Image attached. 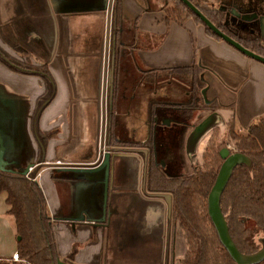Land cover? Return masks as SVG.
<instances>
[{
	"label": "crops",
	"instance_id": "obj_1",
	"mask_svg": "<svg viewBox=\"0 0 264 264\" xmlns=\"http://www.w3.org/2000/svg\"><path fill=\"white\" fill-rule=\"evenodd\" d=\"M115 1L0 0V49L26 68L44 67L48 73L41 68L40 73L15 71L0 59L1 158L19 168L46 163L35 180L51 217L58 259L76 264H181L185 247H180L185 244L177 239L178 223L169 220L159 197L147 195L158 192L141 191L139 155L116 149L120 154L114 156L126 157L110 159L109 176L105 166L85 168L98 155L102 40ZM218 1L237 13L249 12L264 44V0ZM163 4L118 0L122 42L117 79L126 85L127 73L133 71L142 78L143 89L141 103L126 106L118 91L116 135L126 132L136 135L135 141L145 139L152 86L163 82L152 75L192 63L201 69L203 102L216 107L190 122L185 133L180 130L189 153H195L211 130L225 134L228 120L234 132L245 134L264 113V63L210 37L191 18L181 25L166 22ZM8 220L5 232L12 233L14 247L0 258H11L16 249L13 222Z\"/></svg>",
	"mask_w": 264,
	"mask_h": 264
},
{
	"label": "trees",
	"instance_id": "obj_2",
	"mask_svg": "<svg viewBox=\"0 0 264 264\" xmlns=\"http://www.w3.org/2000/svg\"><path fill=\"white\" fill-rule=\"evenodd\" d=\"M171 4L163 8L166 22L173 21L178 25L191 18L201 24L204 32L216 40H222L213 34L182 3L181 0H170ZM215 27L238 42L244 48L264 57V44L252 24L254 19H242L231 13L232 8L219 3L218 0H188ZM118 0L115 1L113 15L118 27ZM248 15L249 12H239ZM14 50H23L5 39ZM120 56L119 42L114 41V73ZM0 59L15 71L35 72L31 65L26 68L22 63L9 57L0 49ZM41 68V67H40ZM38 68V70L40 69ZM44 75L48 76L44 67ZM200 67L192 63L186 67H177L165 72L168 74L187 75L190 78L191 92L187 102L178 105L179 110L189 112L198 107L197 98L203 83L200 79ZM35 73H40V70ZM201 98V97H200ZM151 105L149 112L152 113ZM203 108H215L205 104ZM188 116L190 114H187ZM229 136L235 140V152L248 158V164L236 163L218 197V207L224 218L228 236L238 252L252 254L259 249L252 238V231L247 226L251 222L254 228L264 233V113L258 116L246 129L245 134L233 132L232 121L228 120ZM114 142V141H112ZM148 143V142H147ZM205 146L202 152L203 169H198L189 176H167L154 164L152 155L147 162L145 187L149 192H162L171 195V218L177 220L187 244V250L181 264H237L223 247L217 236L214 225L207 213V196L211 189L222 158L217 154L211 157ZM209 157L206 160L205 157ZM0 193H4L7 206L5 213L12 219L15 234V252L18 261L11 258H0V264H76L70 259H58L51 217L46 208L41 189L34 179L27 178L18 171L0 169ZM19 237L16 239V237ZM252 264H264V257Z\"/></svg>",
	"mask_w": 264,
	"mask_h": 264
},
{
	"label": "rangeland",
	"instance_id": "obj_3",
	"mask_svg": "<svg viewBox=\"0 0 264 264\" xmlns=\"http://www.w3.org/2000/svg\"><path fill=\"white\" fill-rule=\"evenodd\" d=\"M162 1L164 2L162 9L165 6H169L171 4L170 0H162ZM152 77H160L163 79V82L160 85L158 83V84H155V86H152L154 90L153 92H155V94L154 95L151 94L150 99L154 98L160 101L179 102V103L188 101L189 94L191 92V86H190V78L187 75L180 76L178 74H172L171 76L167 72H164L162 73V76H160V74H157V75H152ZM126 80H128V83L125 86L119 87L120 90H124V93H123L124 97L121 99V101H123L125 106L127 102L134 103V101H136V102L141 103L142 100L138 99V97L140 96L139 94L143 89V87L141 86L142 78L139 77L135 72L130 71L129 73H127ZM132 96L133 98H131ZM199 96L201 97L200 93H199ZM200 97L197 98L198 107L196 109L191 110L189 112V110H187V107H186L185 111L182 110L184 116H179L178 114L174 113V111L171 112L170 110H164V112L165 114L172 116V119H173L172 122H175V121L184 122L185 115L189 123L197 122L199 118L202 117L204 114H206V112L208 111L206 108L202 107L203 100ZM160 109H162L161 106H159L156 111L159 112L161 111ZM180 111L181 110H179V112ZM187 114H190V115L187 116ZM163 119L164 118H162V120ZM166 119H168V117H166ZM148 122L149 121H148V116H147V123ZM177 127L178 125L173 127L172 133H170L169 128H167L166 126H162L161 127L162 128L161 129V132H162L161 139L160 137L157 139L158 140L157 145H158L160 155L156 159L157 161H161L163 163V164L161 163L160 170L167 176H178V177L179 176L181 177L189 176L193 174V172H195L196 170L203 169L204 163L201 159H202V152L205 146H208V148H211L210 151L209 150L206 151V155H208L209 157H211L212 154L219 153L220 149H223L226 146H229L228 148H226L229 152H234L235 150L234 148L235 140H233L229 136L227 131L225 134L221 135L217 129H213L209 133H207L204 139H202V142L198 145V147L196 148V151H194L195 153H188L187 155L186 149H185L186 144H183L184 142L183 143L181 142V139L182 137H184V134H180V129L179 131H176ZM187 128L188 127L184 128V133L187 130ZM234 133L241 135V133L239 132H234ZM135 136L136 135H130L129 133H126V132H123L122 134L123 138L133 139L135 138ZM165 136H167L168 138H165ZM42 140L43 139H40V141ZM148 144H150L149 141H148ZM132 149L139 150L136 147H127V146L117 147V150H120L121 152H128L129 150H132ZM167 149L169 151H167ZM174 151H176L177 160L170 158L169 153L173 154ZM137 154H139V152ZM194 156L196 158H194ZM208 156L207 157L204 156L206 159L204 161H207V159H209ZM114 157H116V159L119 160V159H123V157H126V156H114ZM144 190L145 189L141 191H144ZM171 205L172 204L170 203V211H171ZM4 206H5V203L3 202V198L0 193V255L8 256L10 255L14 247V237L12 233L9 236H7L5 232L8 225H10L8 224V221H9L8 219H10V217L4 214V211H3ZM170 214L171 213H169V217H170L169 220L172 221L173 219L171 218ZM247 226L251 229L252 238L254 242L257 243V245L259 246L258 250H260L264 244V233L257 231L251 222L250 223L248 222ZM180 231L181 229L179 228V233L181 234V236L178 234L177 239H179V241H182V243L185 244L184 246L180 248L182 250V248L185 247V252H186L188 247L182 235V231L181 232Z\"/></svg>",
	"mask_w": 264,
	"mask_h": 264
},
{
	"label": "water",
	"instance_id": "obj_4",
	"mask_svg": "<svg viewBox=\"0 0 264 264\" xmlns=\"http://www.w3.org/2000/svg\"><path fill=\"white\" fill-rule=\"evenodd\" d=\"M182 3H184L192 13H194L195 16L204 24L213 34L218 36L220 39H222L224 42L235 48L237 51L242 53L243 55H246L252 59H255L257 61H260L261 63H264V57L253 53L252 51L244 48L241 46L238 42L221 32L217 27H215L194 5H192L188 0H181ZM108 4V3H107ZM105 10L107 12L108 10V5L105 6ZM231 13L234 16H240L242 19H249L247 15H239V13L231 10ZM112 46H113V37H112ZM112 78H113V51H111V56L109 60V65L107 72L103 69V74H102V82L105 84L106 82V96H107V104L108 107L110 108L111 106V90H112ZM201 93H203V90H201ZM103 101V98H102ZM102 104V103H101ZM103 109V110H102ZM101 117H100V131L99 134L101 137L103 136V133L105 135V138L108 140L109 137V114L105 117L104 120V108L101 107ZM105 121V122H104ZM99 135V136H100ZM110 149V148H109ZM108 149V150H109ZM117 148L111 149V150H116ZM103 150L102 147L98 149V154L99 157L97 156V159L95 162L92 164H87L85 168H90L96 165L105 166V170H107V165H108V151ZM141 150L137 149H132L129 150L128 152L132 153H138ZM228 151L223 148L219 151V155L222 158V162L220 164L219 170L217 172V175L215 177V181L211 187V189L208 192L207 196V213L214 225V228L216 230L217 236L219 238V241L223 245V247L226 249L228 254L231 256V258L235 261L237 264H252L264 257V244L261 247L260 250H257L256 252L252 254H242L237 251V249L234 247L233 243L231 242L224 218L219 210L218 207V197L221 189L223 188V185L229 175V172L231 168L236 164V163H246L248 164V158L244 156L243 154L239 152H233V153H227ZM46 165L44 161H39L38 163H31L24 168H19L18 166H8L6 165V162L1 158V152H0V169L4 170H9V171H18L22 175L26 176L27 178L34 179L36 177V173L39 168L42 166ZM31 167V170L28 171V168ZM147 195L153 196V197H159L164 203L166 207V214L167 217L169 216L170 213V194L168 193H149ZM19 237L17 236L16 239ZM57 264H61L59 261Z\"/></svg>",
	"mask_w": 264,
	"mask_h": 264
},
{
	"label": "flooded vegetation",
	"instance_id": "obj_5",
	"mask_svg": "<svg viewBox=\"0 0 264 264\" xmlns=\"http://www.w3.org/2000/svg\"><path fill=\"white\" fill-rule=\"evenodd\" d=\"M119 27L116 26V22L115 19H108L106 20L105 23V29H104V33H103V40H102V60H103V69L105 70V72H107L108 66L109 65V60H110V56H111V51H113V78H112V90H111V106L110 108L108 107L107 104V96H106V82L105 84L103 83V101L101 104V106L104 108V113H105V117L107 116V114H109V137L108 140L105 138V135L103 133V136L101 137L98 136V143H97V147L98 149L102 147L103 150H108L110 149H114L120 146H127V147H136L138 149H140L141 151L139 152V169H138V175L141 179L142 177V188L146 190V192H149L146 187H145V179H146V171H147V162H148V158L150 155H152V159L155 165H157L159 168L161 166V161H157V157L160 155L159 153V149H158V138L160 137L161 139V127L162 126H166L167 128L170 129V133H172V128L177 126V130L179 131V129H184L185 127H188L189 125V121L186 118L185 115V120L184 122H179L176 121L172 122V116L165 114L164 110H170L171 112L174 111V113L178 114L179 116H184L183 111L181 110L179 112L178 109V105H181L185 102L179 103V102H167V101H160V100H156L154 98L150 99V101L148 102V107H147V116H148V123H147V132H146V137L145 139L141 140V141H135L132 138H123L122 134H118L116 135L115 130L114 129V123H115V119L113 117V110L115 108L116 105V96L118 94V91L120 90V86H125V82L124 80L119 81L117 79V71H116V78H115V73H114V41L115 38L117 39V41L119 43H121L122 41L120 40L118 31ZM112 37H113V46H112ZM106 59V60H105ZM35 72H38V70H33ZM126 79V78H125ZM121 83V85H120ZM120 85V86H119ZM121 96L122 98L124 90H120ZM190 96V94H189ZM189 99V98H188ZM116 101V102H115ZM187 102V101H186ZM154 105V108H152V115L149 112L151 105ZM161 106L162 109H160L161 111L157 112L156 110L158 109V107ZM185 111V110H184ZM168 117V119L164 118L162 120V117ZM188 116V115H187ZM105 122V121H104ZM164 122V123H162ZM172 124V125H171ZM175 131V132H176ZM165 138H168L167 136H165ZM114 141V142H112ZM149 141L150 144H148L147 142ZM186 149V154L188 155L189 153V146L185 147ZM108 165H107V170H106V174L107 176H109L110 174V159H112V157H114V155L116 154H120L118 153L119 151L117 150H108ZM167 151H169L167 149ZM121 152V151H120ZM129 153V152H128ZM132 153V152H130ZM136 154V153H135ZM100 154H98L97 156L99 157ZM170 158L177 160L176 159V151H174L173 154L169 153ZM163 164V163H162ZM161 169V168H160ZM169 194V193H168ZM166 213V210H165ZM166 215V214H165Z\"/></svg>",
	"mask_w": 264,
	"mask_h": 264
},
{
	"label": "built area",
	"instance_id": "obj_6",
	"mask_svg": "<svg viewBox=\"0 0 264 264\" xmlns=\"http://www.w3.org/2000/svg\"><path fill=\"white\" fill-rule=\"evenodd\" d=\"M43 169H44L43 167L39 168L37 173H39ZM30 170H31V167L28 168V171H30ZM11 260H13V261H18L19 260V257L17 256L16 252L11 255Z\"/></svg>",
	"mask_w": 264,
	"mask_h": 264
}]
</instances>
